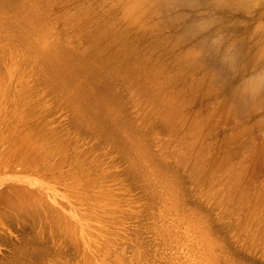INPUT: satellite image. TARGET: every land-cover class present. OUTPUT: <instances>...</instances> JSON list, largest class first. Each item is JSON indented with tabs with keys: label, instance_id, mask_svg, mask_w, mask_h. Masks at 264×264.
<instances>
[{
	"label": "rangeland",
	"instance_id": "374dc122",
	"mask_svg": "<svg viewBox=\"0 0 264 264\" xmlns=\"http://www.w3.org/2000/svg\"><path fill=\"white\" fill-rule=\"evenodd\" d=\"M63 1L0 0V264H264V0Z\"/></svg>",
	"mask_w": 264,
	"mask_h": 264
},
{
	"label": "bare ground",
	"instance_id": "6f19581e",
	"mask_svg": "<svg viewBox=\"0 0 264 264\" xmlns=\"http://www.w3.org/2000/svg\"><path fill=\"white\" fill-rule=\"evenodd\" d=\"M49 2L54 3V4H57V5H60V4L64 3L63 0H49ZM139 7H147V3H145V0H128V6H127V10H126V16L132 15L135 12V10H137V8H139ZM95 45H96V47L98 49L102 48L103 43H102V39L100 38V36H97V41H96V44ZM116 57H117V55H115V54L111 55V53H109V52H104V63L105 64H108V63L114 64L117 61V58ZM127 59L131 63L134 62L133 61V58H127ZM129 61H127V62L130 63ZM134 81H135V79H134ZM132 83H133V86H132L133 87V92L137 96L136 98L138 99V101L142 100V99H139V97H141V96H149V94L147 93V91H145V88H143V86L139 82H132ZM244 90L245 89H242V90L238 91L237 94H236V96H235L236 101L238 103H240V104H242L244 102L246 103V100H249L248 99V96L245 95V91ZM142 91L144 93H141ZM150 92H152V91H150ZM142 94H144V95H142ZM227 106H228L227 103H224L222 105V109L224 111L229 110ZM167 123H168V121H167ZM21 213L24 214L25 212L22 209H20V210L17 211V215H19ZM22 228L24 229V227H22ZM25 230H26V228H25Z\"/></svg>",
	"mask_w": 264,
	"mask_h": 264
}]
</instances>
